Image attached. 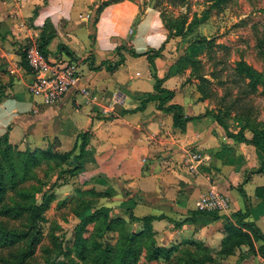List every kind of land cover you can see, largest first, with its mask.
Listing matches in <instances>:
<instances>
[{"label":"crops","instance_id":"1","mask_svg":"<svg viewBox=\"0 0 264 264\" xmlns=\"http://www.w3.org/2000/svg\"><path fill=\"white\" fill-rule=\"evenodd\" d=\"M88 3L0 0V126L9 127L10 141L26 148L29 144L44 147L55 140L68 150L77 135L86 131L88 145L82 162L84 172H92L86 185L108 193L96 200L127 219L129 213L156 216L151 224L159 245L201 241L218 250L224 226L238 223V211H248L242 222L252 221L264 233V170L256 171L264 153L228 133H238L236 122L233 126L225 117L226 130L215 119L218 109L209 97L200 98L198 78L190 77V68L170 74L187 45L176 56L172 54L174 43L169 41L153 67L146 53L149 44L160 43L148 40L156 28L149 18L157 14L147 11L142 23L149 26L144 34L127 42L130 22L137 14L132 5L118 2L95 23L98 4L89 8ZM48 17L57 34L47 55L74 58L80 79L62 99L44 104L29 90L33 72L25 59V47L31 38L40 37ZM121 44L124 47L118 51ZM139 63L144 71L133 69ZM109 64L116 65L109 68ZM156 77L163 79V87L174 90L169 102L180 104L185 116H193L185 126H174L172 113L158 108L157 101L149 100L138 108L141 101L132 94L156 92ZM84 85L96 94V100H86L80 91ZM244 135L250 139L252 133L246 130ZM187 148L210 158L191 170L184 163ZM212 188L230 197L227 211L199 210L200 195ZM128 224L131 230L143 225L142 221ZM260 243L255 242L256 246ZM209 264H264V257L249 253L243 244L235 254Z\"/></svg>","mask_w":264,"mask_h":264},{"label":"trees","instance_id":"2","mask_svg":"<svg viewBox=\"0 0 264 264\" xmlns=\"http://www.w3.org/2000/svg\"><path fill=\"white\" fill-rule=\"evenodd\" d=\"M120 1H101L96 8L95 23L103 14L113 10ZM207 1L210 3L209 8L202 13L194 12L191 18L188 11L179 16H165L164 11L160 12L165 27L175 35L191 33L200 23L205 22L212 8L221 10L227 0ZM183 2L184 0H180L178 3ZM154 8H158V5L152 2L147 4L146 10L153 12ZM36 11L37 8L34 13ZM144 18L141 13L132 18L127 42L144 34L149 26L142 23ZM56 34L53 20L48 17L42 24L39 37L40 48L46 55L49 51L48 45ZM214 40L199 34L170 68V74L184 72L190 68L191 75L198 78L196 88L202 99L210 95L205 87L210 80L199 72L202 61L198 58V51L219 45ZM121 46L124 47L122 44L118 45V51ZM146 55L155 67L154 59L160 55V51L155 54L149 51ZM115 65L109 64L108 67ZM234 70L235 81L241 85L243 93H255L260 85L263 86L264 92L263 70L255 68L242 58L236 61ZM162 81L163 79L156 77V92H135L132 95L141 101L138 108L143 107L149 100L157 101L158 108L172 113L174 126L183 127L193 116H185L180 104L169 102L174 90L163 87ZM217 109L214 117L227 130L224 118L230 112L227 110L223 113L220 106ZM199 116L201 114L196 117ZM237 120L238 133H228L236 139L249 141L264 153V121L254 117L252 107H245L237 116ZM246 130L252 133L250 139L245 138ZM87 145L85 131L77 135L74 145L68 150L59 151L51 144L46 147L20 148L10 141L9 127L0 126V264H209L235 254L241 250L243 244L248 246L249 253L264 257V233L254 222H242L248 211L236 212L238 223H228L224 226V237L218 250H213L201 241L182 242L171 246L159 245L151 224L156 216L138 217L133 213H129V219L122 214L111 216L103 206L82 216L74 227L70 242L61 239L51 229L48 231L46 212L56 198V188L74 178L77 181L79 179L81 184L89 181L83 179V175L87 174L82 162ZM262 170L264 159L256 171ZM260 189L257 188L258 193ZM38 193L43 194L40 202L37 201ZM82 194L99 197L108 193L92 188L82 189ZM83 203L85 204L86 200ZM88 203L90 202H87V206ZM129 221H142V228L131 230ZM44 236L48 237L47 244L43 242ZM258 241L261 243L256 246L255 242Z\"/></svg>","mask_w":264,"mask_h":264},{"label":"rangeland","instance_id":"3","mask_svg":"<svg viewBox=\"0 0 264 264\" xmlns=\"http://www.w3.org/2000/svg\"><path fill=\"white\" fill-rule=\"evenodd\" d=\"M101 1L103 0H88L87 6L93 8L96 4L99 5ZM121 1L129 2L137 14L141 13L144 16L147 12L148 3L153 2L158 5V8H154L153 10L157 16L154 15L155 18H149L153 22V27L156 28L155 32H149L148 40H153L152 42L160 41L156 46L148 45V52L150 51L153 54L162 51L169 41L174 43L175 48L172 50V54L177 56L180 52L183 53L184 45L188 46L192 40L199 37V34H203L208 38H214L216 44L219 45H213V47L207 48V50L203 48L201 51H198V58L202 61V67L199 72L205 74L210 80L205 86L207 91L210 92L209 99L217 108L220 106L223 113L229 110L230 113L225 116V119L233 124V126L235 122L237 126L239 125L237 116L242 113L245 107H252L254 117L264 121L263 86L260 85L258 91L255 93H243L241 85L235 81L236 75L234 70L236 61L242 58L249 60L250 62L246 61L255 68L264 71V0H227L223 4L221 12L217 8H212L205 22L200 23L193 32L183 36L170 33L164 25L160 12L164 11L165 16H179L188 11L191 18L194 12L202 13L209 8L210 3L207 0H184L183 3H178L180 0ZM85 11L86 9L81 12ZM158 36H162V40ZM260 43L262 45H259ZM210 52L212 57H210ZM63 58L74 60V58H70L69 56H63ZM137 65L136 68H133L134 70L144 71L142 63ZM191 76L194 75H191L190 70ZM31 94L38 97L45 104L42 95ZM50 144L59 151L64 150V147L57 146L55 140L49 142L47 145ZM47 145H44V147ZM25 146L36 147L30 144L29 146ZM89 176H92V172L89 175L87 174V176L83 175V179L87 180ZM74 179L56 188V198L46 212L49 226L48 231L51 229L66 242L72 240L74 227L81 220L82 216L94 212L102 206V203L96 200V196L82 194V189L90 190L93 188L97 190L95 185L81 184L79 179L78 181ZM42 197L43 194L38 193L37 201L40 202ZM84 200H86L85 204L83 203ZM87 202H90L88 203L89 206H87ZM107 210L111 216L120 213L117 212L116 214L111 206H108ZM122 211L126 212V210ZM129 228L131 227L129 226ZM43 242L48 243L47 236H44ZM40 251L38 255H40Z\"/></svg>","mask_w":264,"mask_h":264},{"label":"built area","instance_id":"4","mask_svg":"<svg viewBox=\"0 0 264 264\" xmlns=\"http://www.w3.org/2000/svg\"><path fill=\"white\" fill-rule=\"evenodd\" d=\"M25 59L33 79L29 84L30 92L43 96L47 104L62 99L72 88L79 85V66L73 59L63 57H49L40 48L39 38L33 37L25 47ZM87 101L97 99L88 85L80 88ZM210 156L200 150L187 148L184 163L191 170L196 169L198 163L208 160ZM198 208L202 211L225 212L230 208V197L217 189L203 192L199 197Z\"/></svg>","mask_w":264,"mask_h":264}]
</instances>
